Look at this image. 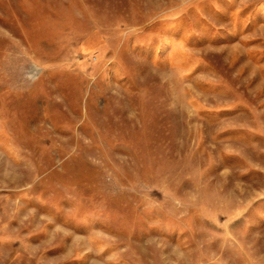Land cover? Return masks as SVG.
Returning a JSON list of instances; mask_svg holds the SVG:
<instances>
[{
  "label": "rangeland",
  "instance_id": "374dc122",
  "mask_svg": "<svg viewBox=\"0 0 264 264\" xmlns=\"http://www.w3.org/2000/svg\"><path fill=\"white\" fill-rule=\"evenodd\" d=\"M0 264H264V0H0Z\"/></svg>",
  "mask_w": 264,
  "mask_h": 264
}]
</instances>
